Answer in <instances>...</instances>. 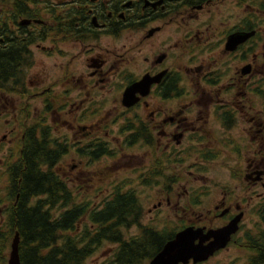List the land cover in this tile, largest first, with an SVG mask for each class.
I'll return each instance as SVG.
<instances>
[{
    "label": "flooded vegetation",
    "instance_id": "flooded-vegetation-1",
    "mask_svg": "<svg viewBox=\"0 0 264 264\" xmlns=\"http://www.w3.org/2000/svg\"><path fill=\"white\" fill-rule=\"evenodd\" d=\"M225 154L235 185L212 209L207 164ZM38 156L77 205L116 187L166 205L175 237L241 215L204 263L238 246L264 264V0H0V264Z\"/></svg>",
    "mask_w": 264,
    "mask_h": 264
},
{
    "label": "trees",
    "instance_id": "trees-1",
    "mask_svg": "<svg viewBox=\"0 0 264 264\" xmlns=\"http://www.w3.org/2000/svg\"><path fill=\"white\" fill-rule=\"evenodd\" d=\"M17 172L19 199L1 229V263H8L19 236L22 264H86L105 242L115 245L102 264H149L174 239L176 230L144 226L143 207L134 190L116 187L101 206L77 205L70 190L42 156L27 159ZM137 226L138 235L125 230Z\"/></svg>",
    "mask_w": 264,
    "mask_h": 264
},
{
    "label": "rangeland",
    "instance_id": "rangeland-1",
    "mask_svg": "<svg viewBox=\"0 0 264 264\" xmlns=\"http://www.w3.org/2000/svg\"><path fill=\"white\" fill-rule=\"evenodd\" d=\"M215 139H211V148L215 145L214 141H221L223 143H228V140L224 139L223 137L220 138L215 136ZM217 144V143H216ZM217 157L214 158V160H211L210 163L207 164V172H206V177L208 178V185L209 188H207L210 191V197L206 199V204L208 207L213 209V205L216 201V199L226 193L227 191H232L234 188V182L232 181V170L231 166L233 165L231 161V155L225 154L224 157L220 158L218 155ZM71 163V162H69ZM105 169L101 168V171H104ZM111 171L113 173H111ZM116 169L113 170H108V172L105 174V178L111 184L112 181V186L119 184L118 182L115 184L114 180L116 175ZM113 174V175H112ZM120 177L122 174H118ZM113 178L111 179V177ZM201 184V178L198 177ZM121 181V180H119ZM106 181H98L97 185V191H100V188L103 185H106ZM196 184V183H195ZM111 186V187H112ZM147 196H152V193L148 191L146 193ZM143 198L141 199L142 201V206H143V211H144V216L142 220V225L144 226H149V225H155L159 229H169V230H174L175 228V223L174 221L171 220V210L164 205L162 208H155L153 200H149L146 198V196L143 194ZM152 210V213H149V211ZM125 233L128 237H132L135 235H138L139 233V228L137 226H133L130 229L125 230ZM115 249V245L105 242L103 243L97 250L96 252L88 259L86 264H102L106 262L111 255L113 254ZM240 248L238 246H231V248L228 251L222 252L219 255L216 256V258L210 260L207 263L204 264H241L242 262L240 261V256L241 252L239 251ZM2 264V263H1ZM8 264V263H6Z\"/></svg>",
    "mask_w": 264,
    "mask_h": 264
},
{
    "label": "water",
    "instance_id": "water-1",
    "mask_svg": "<svg viewBox=\"0 0 264 264\" xmlns=\"http://www.w3.org/2000/svg\"><path fill=\"white\" fill-rule=\"evenodd\" d=\"M242 216L234 218L227 226L217 230L188 227L179 232L149 264H194L204 263L225 249L239 229ZM8 264H22L19 253V236L12 243Z\"/></svg>",
    "mask_w": 264,
    "mask_h": 264
},
{
    "label": "bare ground",
    "instance_id": "bare-ground-1",
    "mask_svg": "<svg viewBox=\"0 0 264 264\" xmlns=\"http://www.w3.org/2000/svg\"><path fill=\"white\" fill-rule=\"evenodd\" d=\"M134 91H135V89H134V90H131V91H129V92H127L126 97L129 98V97L131 96L132 92H134ZM127 98H126V99H127Z\"/></svg>",
    "mask_w": 264,
    "mask_h": 264
}]
</instances>
